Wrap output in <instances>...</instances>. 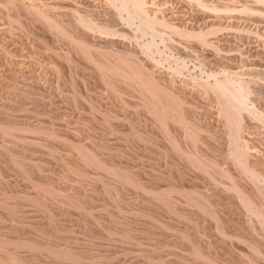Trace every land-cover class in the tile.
I'll return each instance as SVG.
<instances>
[{"label": "bare ground", "instance_id": "1", "mask_svg": "<svg viewBox=\"0 0 264 264\" xmlns=\"http://www.w3.org/2000/svg\"><path fill=\"white\" fill-rule=\"evenodd\" d=\"M0 264H264V0H0Z\"/></svg>", "mask_w": 264, "mask_h": 264}]
</instances>
